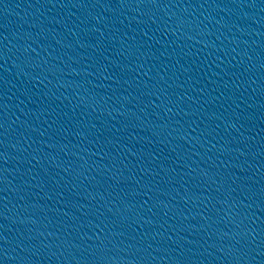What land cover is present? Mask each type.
I'll list each match as a JSON object with an SVG mask.
<instances>
[{"label": "water", "instance_id": "water-1", "mask_svg": "<svg viewBox=\"0 0 264 264\" xmlns=\"http://www.w3.org/2000/svg\"><path fill=\"white\" fill-rule=\"evenodd\" d=\"M157 264H264V222L198 245Z\"/></svg>", "mask_w": 264, "mask_h": 264}]
</instances>
